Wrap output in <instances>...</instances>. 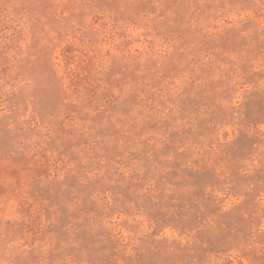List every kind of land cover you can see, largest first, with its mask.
I'll list each match as a JSON object with an SVG mask.
<instances>
[{
    "label": "rangeland",
    "instance_id": "rangeland-1",
    "mask_svg": "<svg viewBox=\"0 0 264 264\" xmlns=\"http://www.w3.org/2000/svg\"><path fill=\"white\" fill-rule=\"evenodd\" d=\"M0 264H264V0H0Z\"/></svg>",
    "mask_w": 264,
    "mask_h": 264
}]
</instances>
